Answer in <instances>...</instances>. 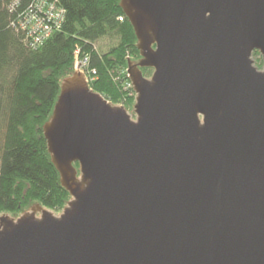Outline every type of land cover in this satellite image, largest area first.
<instances>
[{
    "label": "water",
    "instance_id": "water-1",
    "mask_svg": "<svg viewBox=\"0 0 264 264\" xmlns=\"http://www.w3.org/2000/svg\"><path fill=\"white\" fill-rule=\"evenodd\" d=\"M119 6L135 117L63 79L41 128L70 199L0 215V264H264V0Z\"/></svg>",
    "mask_w": 264,
    "mask_h": 264
},
{
    "label": "trees",
    "instance_id": "trees-1",
    "mask_svg": "<svg viewBox=\"0 0 264 264\" xmlns=\"http://www.w3.org/2000/svg\"><path fill=\"white\" fill-rule=\"evenodd\" d=\"M11 1L0 0V215L16 217L33 204L58 212L70 195L49 159L41 127L52 114L61 82L74 73V52L79 48L80 57H89L95 73L89 88L126 109L132 101L121 103L126 99L121 81L127 62L140 58L137 40L120 0H57L66 12L60 30L31 49L24 32L10 23L33 0H19L9 12ZM103 39L111 44L97 49Z\"/></svg>",
    "mask_w": 264,
    "mask_h": 264
},
{
    "label": "built area",
    "instance_id": "built-area-1",
    "mask_svg": "<svg viewBox=\"0 0 264 264\" xmlns=\"http://www.w3.org/2000/svg\"><path fill=\"white\" fill-rule=\"evenodd\" d=\"M19 0L11 1L9 5V12L15 11L19 7ZM65 11L59 5L57 0H33L30 5L22 11L19 12L14 23H10L11 26L17 30L22 31L25 34V43L31 49H37L49 39L52 34L59 31L62 25V21L65 18ZM122 17L117 18L122 21ZM74 64L73 71H78L84 75L86 83L89 84L94 80V71L89 68V57L84 55L83 58L80 57V50L77 48L74 52ZM128 58V57H127ZM124 69L125 80L122 82V87L126 91V99L132 101L131 105L134 103L136 98V92H134L133 85L128 78L127 72ZM123 106V105H119Z\"/></svg>",
    "mask_w": 264,
    "mask_h": 264
},
{
    "label": "rangeland",
    "instance_id": "rangeland-1",
    "mask_svg": "<svg viewBox=\"0 0 264 264\" xmlns=\"http://www.w3.org/2000/svg\"><path fill=\"white\" fill-rule=\"evenodd\" d=\"M111 44V42L108 40V39H103V41L102 40H99L98 42H96V47H97V49H106L107 47H108V45H110ZM253 54V53H252ZM252 60L254 61V64L253 65H255L258 69H261V67H262V61H261V58H260V55L259 54H253L252 55ZM139 61V60H138ZM133 62H135V61H133ZM126 67V66H125ZM75 72V71H74ZM151 75V74H150ZM150 75H145V77L147 78V77H149ZM113 105V104H112ZM117 105V104H116ZM115 105V106H116ZM117 106H119V105H117ZM122 107V106H121ZM125 109V108H124ZM126 111H127V113H129L130 115H131V117H132V119H134V114L132 113L133 112V104L132 105H130V106H127L126 107V109H125ZM34 205V204H33ZM33 205H31V206H33ZM30 208H28L26 211H28ZM50 211V210H49ZM25 212V211H24ZM55 215H58V214H60V212H61V210L60 211H58V212H55V211H52ZM21 214H22V212H21ZM8 215H10V214H8ZM20 215V214H19ZM18 215V216H19ZM11 217H14V218H16V217H18V216H12V215H10Z\"/></svg>",
    "mask_w": 264,
    "mask_h": 264
},
{
    "label": "flooded vegetation",
    "instance_id": "flooded-vegetation-1",
    "mask_svg": "<svg viewBox=\"0 0 264 264\" xmlns=\"http://www.w3.org/2000/svg\"><path fill=\"white\" fill-rule=\"evenodd\" d=\"M140 59V58H139ZM138 61V59L135 61V62H137ZM142 69H144V68H142Z\"/></svg>",
    "mask_w": 264,
    "mask_h": 264
}]
</instances>
